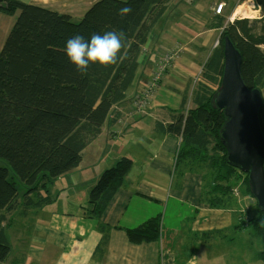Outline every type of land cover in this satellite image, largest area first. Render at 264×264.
<instances>
[{"label": "crops", "instance_id": "1", "mask_svg": "<svg viewBox=\"0 0 264 264\" xmlns=\"http://www.w3.org/2000/svg\"><path fill=\"white\" fill-rule=\"evenodd\" d=\"M21 1L67 13L75 20L81 19L100 0ZM189 1L174 0L155 26L143 48L140 67L127 97L113 108L102 134L83 151L79 167L33 194H39L44 203L51 197L58 198V203L63 192L82 183L83 196L79 199L85 202L103 172L127 157L133 166L125 186L111 200L99 201L96 218L89 216L93 208L88 203L75 202L73 210L64 208L65 205L26 208L19 204L6 226L12 250L14 246L18 248L17 256L0 264H225V252L212 254L204 243L216 236L226 237V232L233 229L238 240L249 238L245 237L248 235L245 228L250 227L247 221L253 218L248 217L249 200L252 202L253 198L247 191L245 196L241 189V193L233 192V201L227 206L213 203L218 196L215 181L223 168L222 154L217 156L219 164H213L215 157L194 146L183 151L185 146L180 139L155 128L158 122L167 125L179 118L185 93L188 102L191 101L224 29L211 25L220 21L222 17L218 20V16L227 19L226 6L222 15L215 14V7L224 2L228 8L232 0ZM18 14L0 13V49ZM175 48H180L179 56L163 75L149 106L138 113L135 100L140 99V92L151 83L157 59ZM189 163L193 165L191 170L187 169ZM85 171L88 172L83 174ZM197 171L205 172L208 178V174L213 175L205 189L202 176L194 175ZM84 178L89 179L88 184L83 182ZM235 181L239 188L245 185L242 176ZM17 211L20 212L16 215ZM157 216L162 217L160 240L132 244L126 230H140ZM186 221H190L188 234H177V228L181 229ZM101 225L111 228L103 255L97 253L103 237ZM190 242L194 243L192 250L186 245ZM256 259L264 264V251ZM238 264H243L242 257Z\"/></svg>", "mask_w": 264, "mask_h": 264}, {"label": "trees", "instance_id": "2", "mask_svg": "<svg viewBox=\"0 0 264 264\" xmlns=\"http://www.w3.org/2000/svg\"><path fill=\"white\" fill-rule=\"evenodd\" d=\"M174 0H100L94 2L80 21L71 15L32 5L21 0H0V13H19L0 49V263L11 259L12 244L7 237L9 216L20 204L19 185L30 196L58 178L74 171L82 161L83 151L101 134L113 108L123 102L140 67L143 48ZM264 10V0H257ZM130 7L127 16L119 15ZM220 17H222L220 19ZM211 25L224 28L220 43L210 53L201 82L193 92V108L187 111L188 93L183 96L182 112L170 124L156 123V130L194 146L206 154L221 153L223 168L216 178L213 199L216 205L232 203L235 188L231 181L242 175L227 163V149L220 132L226 118L214 106L215 89L220 87L224 70V38L229 36L243 55L242 77L252 89L264 72V16L257 20L226 18ZM217 20V21H218ZM123 31L128 37L124 59L116 65L90 64L87 73L78 71L65 48L68 39L93 33ZM117 120V119H114ZM264 133V104L260 110ZM133 161L124 157L106 169L92 187L89 216L97 217L100 200H111L125 186ZM245 191L252 197L248 175ZM250 225L264 238V212ZM103 237L97 253L103 255L111 228L101 225ZM132 244L152 243L162 236V217L148 220L140 230H126ZM11 264H15L11 262Z\"/></svg>", "mask_w": 264, "mask_h": 264}, {"label": "water", "instance_id": "3", "mask_svg": "<svg viewBox=\"0 0 264 264\" xmlns=\"http://www.w3.org/2000/svg\"><path fill=\"white\" fill-rule=\"evenodd\" d=\"M243 55L229 36L224 38V70L214 106L223 110L226 122L221 142L227 163L248 175L252 202L264 212V133L260 110L264 104L259 88H250L242 77Z\"/></svg>", "mask_w": 264, "mask_h": 264}, {"label": "rangeland", "instance_id": "4", "mask_svg": "<svg viewBox=\"0 0 264 264\" xmlns=\"http://www.w3.org/2000/svg\"><path fill=\"white\" fill-rule=\"evenodd\" d=\"M187 1H189V0H187ZM221 1H224V0H218L216 2H221ZM189 3H190V1H189ZM240 7H243L245 9H247V7H250L251 11L250 12H240L239 14H237L236 11ZM251 12H252V14H251ZM224 16H226L228 19V21L226 19V23H232L233 20H236L238 18L239 19L257 20V19H260L264 16V10L260 6H258L257 0H232L230 2V4H228V8H227V4H226V13H224ZM230 16H231L232 20H229ZM75 21L76 22L80 21V18H76ZM216 43H215V45H216ZM217 46H215V47H217ZM262 48L264 49V46H262ZM258 87L262 93L263 100H264V72L258 77ZM212 88L215 89V91H216V90H218L219 87L212 86ZM187 105H188L187 111L189 109L193 108V104L191 101L188 102ZM187 148H189V147L183 148V151H187ZM181 154H182V152H181ZM209 155L215 157L213 159V164H217V163L219 164L220 161L218 160V157H217V156H219L218 154H209ZM175 159L176 160L178 159V154L175 155ZM0 165L5 166V167H10V165L6 161L1 160V159H0ZM192 166L193 165L190 163L187 164V169L191 170ZM90 170H92V169H90ZM90 170H88V171H90ZM88 171H85L83 174H85ZM194 175L196 177L202 176L201 180L203 182V189H205V187L207 186L209 178H212V176H213L212 174H208V176H209V178H208L207 174L205 172H200V171L194 172ZM241 175H242V181L244 183H246L247 182L246 174L241 173ZM101 176L99 177V179L101 178ZM81 177L82 176L80 175L79 178L81 179ZM71 181L74 183L78 182L77 179H72ZM83 182L85 184H88L89 179L84 178ZM170 184L172 187L171 181H170ZM211 184H213L212 181H211ZM231 185L233 187H238L237 190L239 191V193L242 192L244 196L246 195L245 186H242L241 188H239V185L235 180L231 181ZM240 189H241V192H240ZM90 191L88 194H90ZM19 192H20V205H21V207L25 206L26 208H29V207L30 208H37L42 204H45L46 206H54V207H58L60 205H65L66 207H64V208H68L70 210H73L72 205L75 204V202H78V203L82 202L83 204L88 203L87 206H89V196H88L87 201H85V202L80 201V199H79L83 196V185H82V183L78 184V185H74L71 187L70 190L63 192L59 197L58 203H56L58 198L54 199L53 197H51L49 199V201L44 203L45 202L44 200L40 201L39 194H32L31 196L25 198L24 193L26 192V188L23 184L19 185ZM202 197L204 198V196H202ZM183 202H186V201L183 200ZM248 206L251 209L250 211H248V215H249L248 217H250V216L255 217L257 215L256 212L258 209L256 202H251L249 200ZM19 212L20 211H17L16 215ZM239 215H240V213L235 214V218L238 217ZM250 223L252 224L253 220L247 221V224L250 226V227L245 228V230L247 229V233H248V235L245 237L249 236V238L247 240H238L239 237H237V233H236L235 229H233V230H229L228 232H226V234H227L226 237L224 235L216 236L214 238H211L209 241H206L204 244L206 246H208L207 249L212 254H217L218 252H225L224 253L225 257H224V261H223L225 264H238L240 257H242L243 264H262L261 261L256 259V258L258 257V255L261 251H264V241L262 240L263 237L259 233H256L254 231V228L250 225ZM189 224H190V221L189 222L186 221L181 229L177 228V234H180V235L188 234ZM193 244H194L193 242H190L189 244H186V245L190 246V250H192ZM16 250H18V248L16 246H14V249L12 250V253H11V258H14L17 256ZM215 263L216 262H213L212 264H215Z\"/></svg>", "mask_w": 264, "mask_h": 264}, {"label": "clouds", "instance_id": "5", "mask_svg": "<svg viewBox=\"0 0 264 264\" xmlns=\"http://www.w3.org/2000/svg\"><path fill=\"white\" fill-rule=\"evenodd\" d=\"M132 12L130 7H122L119 15L127 16ZM234 22V20H233ZM128 37L123 31L111 30L103 34L93 33L90 39L82 35H74L66 42V54L73 65L81 73H87L90 64L99 63L102 66L116 65L124 59Z\"/></svg>", "mask_w": 264, "mask_h": 264}, {"label": "built area", "instance_id": "6", "mask_svg": "<svg viewBox=\"0 0 264 264\" xmlns=\"http://www.w3.org/2000/svg\"><path fill=\"white\" fill-rule=\"evenodd\" d=\"M225 6L226 4L224 2L217 4L215 7V14L222 15ZM229 20H232L231 16L229 17ZM219 43L220 41L218 40L215 46H217ZM179 54L180 48H175L157 59L151 83L146 87V89H144V91L140 92V99L135 100V105L139 109L138 113H140L141 109L149 106L151 98L160 86L163 75L173 65ZM200 77L202 78V74ZM238 192L239 191L237 189L234 190V193L238 194Z\"/></svg>", "mask_w": 264, "mask_h": 264}, {"label": "bare ground", "instance_id": "7", "mask_svg": "<svg viewBox=\"0 0 264 264\" xmlns=\"http://www.w3.org/2000/svg\"><path fill=\"white\" fill-rule=\"evenodd\" d=\"M250 11H251V8L250 7H247V9H245L243 7H240V8L237 9L236 13L239 14L240 12H250ZM251 14H252V12H251Z\"/></svg>", "mask_w": 264, "mask_h": 264}]
</instances>
